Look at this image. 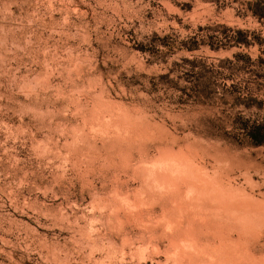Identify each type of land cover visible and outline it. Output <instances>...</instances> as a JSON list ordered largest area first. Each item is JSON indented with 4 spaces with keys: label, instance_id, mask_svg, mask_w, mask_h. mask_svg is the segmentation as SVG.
I'll use <instances>...</instances> for the list:
<instances>
[{
    "label": "rangeland",
    "instance_id": "374dc122",
    "mask_svg": "<svg viewBox=\"0 0 264 264\" xmlns=\"http://www.w3.org/2000/svg\"><path fill=\"white\" fill-rule=\"evenodd\" d=\"M248 1L0 0V264H264Z\"/></svg>",
    "mask_w": 264,
    "mask_h": 264
},
{
    "label": "trees",
    "instance_id": "16d2710c",
    "mask_svg": "<svg viewBox=\"0 0 264 264\" xmlns=\"http://www.w3.org/2000/svg\"><path fill=\"white\" fill-rule=\"evenodd\" d=\"M241 15H251L260 22L264 23V0L248 1L244 3V11L238 12ZM239 36L233 38L230 47H250L257 44L260 53L257 56H252L248 52L236 51L231 56L218 58V62L213 66L219 68L217 72L221 73V69H246L250 68L257 78H264V47L262 40H251L248 37L247 30H237ZM212 49L217 47L210 44ZM192 49V48H191ZM229 77V76H227ZM234 87V86H232ZM235 88V87H234ZM237 103L243 104L245 107L257 106L261 108L264 104L262 99H258L255 94H246L242 98L236 97ZM242 133L254 145H264V122L246 123L240 126Z\"/></svg>",
    "mask_w": 264,
    "mask_h": 264
},
{
    "label": "bare ground",
    "instance_id": "6f19581e",
    "mask_svg": "<svg viewBox=\"0 0 264 264\" xmlns=\"http://www.w3.org/2000/svg\"><path fill=\"white\" fill-rule=\"evenodd\" d=\"M225 199V198H224ZM226 200V199H225ZM222 212V211H221Z\"/></svg>",
    "mask_w": 264,
    "mask_h": 264
}]
</instances>
